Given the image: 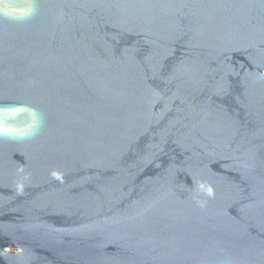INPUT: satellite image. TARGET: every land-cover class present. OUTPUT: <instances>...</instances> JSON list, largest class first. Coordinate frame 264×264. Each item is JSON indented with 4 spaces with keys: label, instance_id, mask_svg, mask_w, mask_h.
Returning <instances> with one entry per match:
<instances>
[{
    "label": "water",
    "instance_id": "1",
    "mask_svg": "<svg viewBox=\"0 0 264 264\" xmlns=\"http://www.w3.org/2000/svg\"><path fill=\"white\" fill-rule=\"evenodd\" d=\"M0 264H264V0H0Z\"/></svg>",
    "mask_w": 264,
    "mask_h": 264
}]
</instances>
